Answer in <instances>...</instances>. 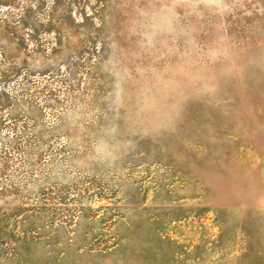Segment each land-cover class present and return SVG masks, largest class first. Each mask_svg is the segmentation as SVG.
Instances as JSON below:
<instances>
[{
    "label": "rangeland",
    "instance_id": "1",
    "mask_svg": "<svg viewBox=\"0 0 264 264\" xmlns=\"http://www.w3.org/2000/svg\"><path fill=\"white\" fill-rule=\"evenodd\" d=\"M223 3L0 0V264H264V0Z\"/></svg>",
    "mask_w": 264,
    "mask_h": 264
},
{
    "label": "clouds",
    "instance_id": "2",
    "mask_svg": "<svg viewBox=\"0 0 264 264\" xmlns=\"http://www.w3.org/2000/svg\"><path fill=\"white\" fill-rule=\"evenodd\" d=\"M209 6H214L220 11H225L226 5H224L223 0H203ZM157 119L166 120L168 119V113L163 110V107L157 109Z\"/></svg>",
    "mask_w": 264,
    "mask_h": 264
}]
</instances>
